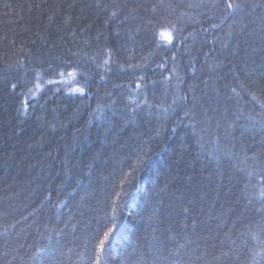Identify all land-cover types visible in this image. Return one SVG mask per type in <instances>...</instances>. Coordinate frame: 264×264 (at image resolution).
Masks as SVG:
<instances>
[{"label": "trees", "instance_id": "trees-1", "mask_svg": "<svg viewBox=\"0 0 264 264\" xmlns=\"http://www.w3.org/2000/svg\"><path fill=\"white\" fill-rule=\"evenodd\" d=\"M261 193L264 0H0V264H264Z\"/></svg>", "mask_w": 264, "mask_h": 264}, {"label": "snow or ice", "instance_id": "snow-or-ice-1", "mask_svg": "<svg viewBox=\"0 0 264 264\" xmlns=\"http://www.w3.org/2000/svg\"><path fill=\"white\" fill-rule=\"evenodd\" d=\"M227 7L228 8H233L234 5L231 2H229L227 4ZM158 35L164 41H166L168 43H171V41L173 39V36H172V34L169 31H161V32H159ZM76 90L77 91H80V92H83L84 91V89H82V88H78ZM261 195H264V193H261ZM118 197H119V194H117V198ZM115 228H116V225L113 224L112 227H109L107 229V231L104 232L103 238L99 241V244H98L95 264H101L102 255H103V253L105 251L106 244L109 242V238H110L111 234L113 233V231L115 230Z\"/></svg>", "mask_w": 264, "mask_h": 264}]
</instances>
